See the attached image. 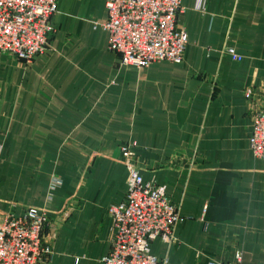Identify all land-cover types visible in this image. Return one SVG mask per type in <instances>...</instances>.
Returning <instances> with one entry per match:
<instances>
[{"label":"crops","instance_id":"crops-1","mask_svg":"<svg viewBox=\"0 0 264 264\" xmlns=\"http://www.w3.org/2000/svg\"><path fill=\"white\" fill-rule=\"evenodd\" d=\"M105 0H57L47 50L0 55V212H44L49 264H103L108 208L127 194L119 146L136 144L144 183L178 207L166 264H264V159L249 147L243 95L264 101V0H181L180 64L121 66L107 50ZM232 48L241 57L233 61Z\"/></svg>","mask_w":264,"mask_h":264},{"label":"built area","instance_id":"built-area-1","mask_svg":"<svg viewBox=\"0 0 264 264\" xmlns=\"http://www.w3.org/2000/svg\"><path fill=\"white\" fill-rule=\"evenodd\" d=\"M203 1L197 0L198 9ZM104 5L106 21L95 27L107 32V50L121 66L140 69L183 61L188 35L177 24L181 0H105ZM56 14L57 0H0V55L31 63L47 50ZM224 52L233 61L241 60L232 48ZM243 95L252 124L249 147L255 158L264 159V101L257 100L250 88ZM119 152L128 173V189L121 203L108 208L112 234L102 262L166 264L150 255L149 242L155 237L175 242L178 207L155 183H144L135 162L134 142L120 145ZM56 232L47 215L34 208L27 207L20 215L0 212V264H49Z\"/></svg>","mask_w":264,"mask_h":264},{"label":"rangeland","instance_id":"rangeland-1","mask_svg":"<svg viewBox=\"0 0 264 264\" xmlns=\"http://www.w3.org/2000/svg\"><path fill=\"white\" fill-rule=\"evenodd\" d=\"M3 176V174L2 173H0V176ZM4 182V178L3 177H0V183H3Z\"/></svg>","mask_w":264,"mask_h":264}]
</instances>
